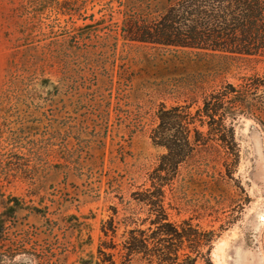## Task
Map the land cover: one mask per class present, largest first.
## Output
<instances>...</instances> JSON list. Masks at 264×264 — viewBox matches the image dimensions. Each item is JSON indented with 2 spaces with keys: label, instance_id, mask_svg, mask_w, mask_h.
I'll list each match as a JSON object with an SVG mask.
<instances>
[{
  "label": "rangeland",
  "instance_id": "rangeland-1",
  "mask_svg": "<svg viewBox=\"0 0 264 264\" xmlns=\"http://www.w3.org/2000/svg\"><path fill=\"white\" fill-rule=\"evenodd\" d=\"M171 2L0 0V264H88L112 240L116 264H147L123 242L155 229L139 198L160 174L169 220L211 234L179 242L195 264H264V56L125 37V18ZM249 83L257 101L224 104L218 129L204 98ZM163 106L191 129L170 172L152 138Z\"/></svg>",
  "mask_w": 264,
  "mask_h": 264
},
{
  "label": "trees",
  "instance_id": "trees-1",
  "mask_svg": "<svg viewBox=\"0 0 264 264\" xmlns=\"http://www.w3.org/2000/svg\"><path fill=\"white\" fill-rule=\"evenodd\" d=\"M125 37L143 43L154 45L175 46L180 48H193L198 50L228 51L245 56H264V0H173L158 17L149 18L143 15H130L124 19ZM253 85H256L252 87ZM259 85L249 83L245 96H233V86L223 91H217L204 98V104L213 105L212 112L207 108L218 129L224 126V114L216 121L215 115L224 107V104H253L256 102ZM231 88V90H230ZM252 90V92H249ZM250 94V95H249ZM233 96V97H231ZM159 123L153 129L152 138L155 144L164 146L168 153L162 156V163L158 170L170 172L176 170L179 164L191 153L190 122H180L176 115H172L163 106L158 112ZM185 123V124H184ZM176 133L168 136V131L176 128ZM183 134V135H182ZM178 135H182L180 139ZM181 142V143H179ZM233 151V149H230ZM161 181L153 184L151 188L142 192V202L150 205L151 216L146 218L155 229L150 235L141 228H131L123 242V250L128 262L132 256L140 254L146 258L147 264H195L199 250L193 244L202 241H211V234L199 232L188 223V229H179V226L169 220L165 207V176H157ZM152 215L154 217H152ZM0 215V233L5 230L6 221ZM146 220H143L146 221ZM105 235L107 231L102 228ZM92 244L93 237L89 235ZM114 239V238H112ZM189 241L191 252H197V257L190 252H183L179 245L184 240ZM110 245V246H108ZM117 245L112 240L110 244L101 241L98 246L96 258L93 251L87 256L89 264H116L114 250Z\"/></svg>",
  "mask_w": 264,
  "mask_h": 264
}]
</instances>
